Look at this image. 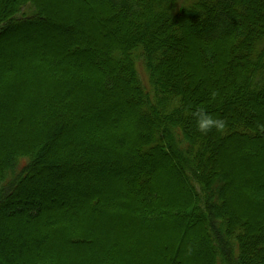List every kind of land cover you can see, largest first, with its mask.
Returning a JSON list of instances; mask_svg holds the SVG:
<instances>
[{
  "label": "trees",
  "instance_id": "obj_1",
  "mask_svg": "<svg viewBox=\"0 0 264 264\" xmlns=\"http://www.w3.org/2000/svg\"><path fill=\"white\" fill-rule=\"evenodd\" d=\"M60 3L0 0V264H264V0Z\"/></svg>",
  "mask_w": 264,
  "mask_h": 264
},
{
  "label": "clouds",
  "instance_id": "obj_2",
  "mask_svg": "<svg viewBox=\"0 0 264 264\" xmlns=\"http://www.w3.org/2000/svg\"><path fill=\"white\" fill-rule=\"evenodd\" d=\"M212 95L215 96V92H213ZM194 115L196 117L197 129L201 133L206 134L212 129L220 131L225 126V121L223 119L213 116L203 107L199 108Z\"/></svg>",
  "mask_w": 264,
  "mask_h": 264
},
{
  "label": "rangeland",
  "instance_id": "obj_3",
  "mask_svg": "<svg viewBox=\"0 0 264 264\" xmlns=\"http://www.w3.org/2000/svg\"><path fill=\"white\" fill-rule=\"evenodd\" d=\"M59 3H60V0H57ZM67 3V2H66ZM61 4V3H60ZM65 3H62V5H64ZM77 4V3H76ZM61 6V5H60ZM82 17H83V22H85V20L87 21V19H86V16L84 15H82ZM85 18V19H84ZM87 55L85 54V55H82V56H80L79 57V55H72L71 56V58L72 59H75V60H77V61H81V59H83V61H85V59L83 58V57H86ZM96 56H98V55H96ZM142 72V71H141ZM143 73V77H146V78H144V79H147V75L145 74V72H142ZM105 117H106V114L104 115ZM95 119V118H94ZM80 132V130L79 129H77V130H75V132L74 133H72V134H70L69 136H66L61 142L64 144V143H67L74 135H78V133ZM167 165L168 164H166V162L164 163V166H166L167 167ZM116 188V187H115ZM105 193H109V190H105ZM37 203V202H36ZM80 205H82V202L80 203ZM6 211V210H5ZM6 213H8V212H5V214ZM34 219H36V217L34 216L33 217ZM32 248V247H34V244H32V245H30L29 246V248ZM12 248V251L14 250V252H16V253H18V252H20V249H19V247H17V246H13V247H11ZM9 251H11V249L9 248Z\"/></svg>",
  "mask_w": 264,
  "mask_h": 264
}]
</instances>
